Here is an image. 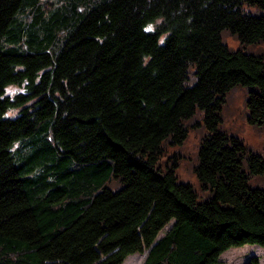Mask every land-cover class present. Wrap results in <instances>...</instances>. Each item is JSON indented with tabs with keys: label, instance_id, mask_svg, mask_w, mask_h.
I'll return each instance as SVG.
<instances>
[{
	"label": "trees",
	"instance_id": "trees-1",
	"mask_svg": "<svg viewBox=\"0 0 264 264\" xmlns=\"http://www.w3.org/2000/svg\"><path fill=\"white\" fill-rule=\"evenodd\" d=\"M245 3L264 8L0 0V264H121L145 249L142 264H217L230 247L264 248V155L218 125L239 85L264 125V12ZM197 107L205 196L179 178L178 154L164 159Z\"/></svg>",
	"mask_w": 264,
	"mask_h": 264
},
{
	"label": "rangeland",
	"instance_id": "rangeland-1",
	"mask_svg": "<svg viewBox=\"0 0 264 264\" xmlns=\"http://www.w3.org/2000/svg\"><path fill=\"white\" fill-rule=\"evenodd\" d=\"M244 6L246 10L255 14L264 12V8L255 4L245 3ZM222 39L231 49H237L241 46L240 39L228 30L222 33ZM262 46V43H257L246 45L245 48L250 52H260ZM194 79L195 75L191 71L188 82H192ZM23 88V85H11L7 88L6 93L13 96L16 93L23 92ZM249 88V86L239 85L226 95V100L222 103L221 120L218 125L220 130L241 138L250 150L264 155V125H254L247 119L248 108L245 101L249 96ZM201 123H203V110L197 107L193 117L185 120V124L189 129L188 137L183 144L166 145L164 159H168L169 163H171L173 158H170V160L169 157H172L175 153L178 154L179 164L176 169L179 178L192 182L200 191L201 196H205L208 190L200 187V182L194 169L198 157V144L201 136L207 130ZM171 222L164 226L158 237L170 227ZM146 254L147 249L144 252L131 253L121 264H142ZM252 256L258 258V264H264V248L256 243L230 247L220 254V261L217 264H244Z\"/></svg>",
	"mask_w": 264,
	"mask_h": 264
},
{
	"label": "water",
	"instance_id": "water-1",
	"mask_svg": "<svg viewBox=\"0 0 264 264\" xmlns=\"http://www.w3.org/2000/svg\"><path fill=\"white\" fill-rule=\"evenodd\" d=\"M147 252H148V250H147Z\"/></svg>",
	"mask_w": 264,
	"mask_h": 264
}]
</instances>
